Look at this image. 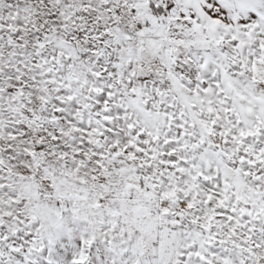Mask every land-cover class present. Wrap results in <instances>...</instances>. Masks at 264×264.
<instances>
[{
  "label": "snow or ice",
  "instance_id": "snow-or-ice-1",
  "mask_svg": "<svg viewBox=\"0 0 264 264\" xmlns=\"http://www.w3.org/2000/svg\"><path fill=\"white\" fill-rule=\"evenodd\" d=\"M0 264H264V0H0Z\"/></svg>",
  "mask_w": 264,
  "mask_h": 264
}]
</instances>
